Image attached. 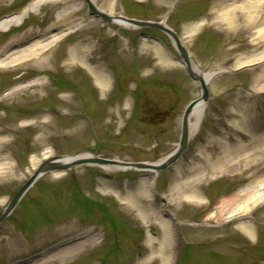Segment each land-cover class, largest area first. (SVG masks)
Returning a JSON list of instances; mask_svg holds the SVG:
<instances>
[{"label": "rangeland", "instance_id": "1", "mask_svg": "<svg viewBox=\"0 0 264 264\" xmlns=\"http://www.w3.org/2000/svg\"><path fill=\"white\" fill-rule=\"evenodd\" d=\"M30 1L0 0V18ZM219 1L93 0L111 16L163 21L201 70L227 72L208 82L199 127L166 169L91 164L38 178L0 223V264H264V2L234 10L228 24ZM71 6L78 24L44 60L0 67V210L53 156H168L200 94L166 34L110 25L84 0H51L0 30V60L59 31L56 14ZM76 242L86 247L48 258Z\"/></svg>", "mask_w": 264, "mask_h": 264}, {"label": "bare ground", "instance_id": "2", "mask_svg": "<svg viewBox=\"0 0 264 264\" xmlns=\"http://www.w3.org/2000/svg\"><path fill=\"white\" fill-rule=\"evenodd\" d=\"M51 0H31L23 9H21L18 14L16 15H4L2 16V18H0V30H6L9 27H11L12 25H19L22 20L24 19V17L26 15H28L30 12L35 13L38 8H40L43 4H45L46 2H49ZM93 2V0H91ZM228 1V0H220L218 5H221V11L222 14H220V17L218 19L219 22H226V23H231L233 18L231 16V14H233V11L238 9V8H250L254 11L260 3L264 2V0H242L241 3L239 5H229V7L226 6H222L224 5V3ZM225 7V8H224ZM228 7V8H226ZM100 10V9H99ZM77 11V8L75 9V7H70L69 10H62V11H58L56 14V23L60 24V29L59 31H57L56 33H53L51 35H47V31H44L43 33H40V35H36L38 37H41L42 39L34 41L31 44H28L24 47H21L20 49H18L17 51L11 53L10 55H8L7 57H5L4 59L0 60V67H6L8 65H12V64H17L20 63L24 60L30 59L32 58L34 61L37 60H44L45 57H43L44 52L51 47L52 45L60 42L61 40L64 39L66 32L69 30H75V26L78 24L76 19H71V17L73 16V14ZM102 11V10H101ZM231 11V12H230ZM163 22V21H162ZM164 23V22H163ZM201 23H198V25ZM114 26L117 27H131V24H128L122 20H116L115 22H113ZM197 25L193 26V28H195ZM133 27V26H132ZM264 30V27H263ZM42 52V53H41ZM75 51L72 52V56L73 58H75ZM190 61H191V67L193 69V72L202 77L205 81H210L214 76L226 71V70H222V69H218V70H214V71H208L205 72L203 70H201L199 68V66L197 65V63L195 62V60L193 58L190 57ZM95 82L97 83V85L100 88H105L107 86V79L104 75H100V74H96L95 75ZM23 89V86L19 87L16 86L14 88L9 89V91L4 94V95H8L14 91ZM205 104L206 102H201L199 101L192 109L190 115H189V122H188V137L192 136L194 134V132L198 129L199 124L201 122L202 116L204 114L205 111ZM92 155L88 152H83V153H79L77 155H69V156H63L60 160L61 161H70L73 159H77V158H87V157H91ZM168 156L161 158L155 162H150L149 164H153V165H158L161 164L162 162H164L166 160ZM105 168H107L108 170L111 171H117V170H124L125 167L119 166V165H105ZM191 171H194V169H190ZM190 171V172H191ZM194 177H190L188 180H192ZM196 178V177H195ZM187 197L191 198V195H187ZM93 236H89L86 240L84 241H88L91 242L92 241ZM90 240V241H89ZM86 244L83 242H76L75 244H71L67 247L64 248H60L56 251L52 250L51 255L48 256L52 257L54 259L69 255V254H73L75 253L77 250H80L81 248H85ZM54 251V252H53ZM45 254L42 255V257H44ZM41 256L38 258H33L30 259L28 261H26L27 263H30L32 261L31 264H41L39 263L38 260H40ZM38 261V262H36ZM36 262V263H35Z\"/></svg>", "mask_w": 264, "mask_h": 264}, {"label": "water", "instance_id": "3", "mask_svg": "<svg viewBox=\"0 0 264 264\" xmlns=\"http://www.w3.org/2000/svg\"><path fill=\"white\" fill-rule=\"evenodd\" d=\"M87 4L90 13L95 17H100L107 22H115L116 20H122L132 26L138 27H151L162 31L166 34L175 50L177 51L180 62L184 66L187 74L189 77L198 82L200 86V94L197 98L191 100L185 107L182 118H181V126H180V136L178 145L175 150L168 155L166 160L158 165H153L144 162H124L115 159H107L98 156H91L87 158H77L70 161H61L60 159L62 156H53L50 159L43 161L35 170L34 172L17 188V190L13 193L10 197L7 204L0 210V223L3 222L13 211L19 200L25 194V192L33 185V183L42 175L48 172H64L75 167H79L82 165H91V164H98V165H119L125 167V169H142V170H152L155 172L161 171L175 163V161L179 158L181 153L184 151L185 147L187 146L189 137H188V122H189V115L193 109V107L199 102H207L209 99V90L207 84L209 81H205L202 77L196 75L193 72L191 67L190 55L187 49L181 44V41L178 35L164 25L162 21L154 22V21H146V20H138L133 18H127L123 16H111L101 10H99L91 0H84ZM192 58V57H191Z\"/></svg>", "mask_w": 264, "mask_h": 264}]
</instances>
